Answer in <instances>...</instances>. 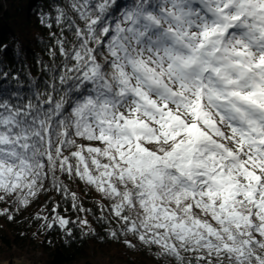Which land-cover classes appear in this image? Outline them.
Returning <instances> with one entry per match:
<instances>
[{
  "label": "snow or ice",
  "instance_id": "obj_1",
  "mask_svg": "<svg viewBox=\"0 0 264 264\" xmlns=\"http://www.w3.org/2000/svg\"><path fill=\"white\" fill-rule=\"evenodd\" d=\"M38 23L42 77L0 88V217L48 192L89 213L78 181L125 249L264 264V0H47ZM52 204L42 229L98 238Z\"/></svg>",
  "mask_w": 264,
  "mask_h": 264
},
{
  "label": "trees",
  "instance_id": "obj_2",
  "mask_svg": "<svg viewBox=\"0 0 264 264\" xmlns=\"http://www.w3.org/2000/svg\"><path fill=\"white\" fill-rule=\"evenodd\" d=\"M46 2L47 0H0V72H9L6 79L0 76V88L15 90L20 87L22 91H27L31 80L42 77L40 61L49 62L44 50L48 30L38 23V15ZM13 77L19 78V84ZM43 79L47 80V77L44 76ZM65 183L77 193L84 207L92 211L75 213L58 194L48 192L41 194L27 209L16 213L14 221L0 217V264H15L22 259L32 264H165L152 251L125 249L106 239L109 225L97 219L101 215L96 207L98 195L78 181L66 180ZM52 202H60V214L71 220H76L78 215L87 218L98 238L84 236L85 230L78 223L69 225L71 236L59 228L42 229L41 221L34 217L38 212L47 214L44 210H50ZM64 208H69V211L65 212Z\"/></svg>",
  "mask_w": 264,
  "mask_h": 264
},
{
  "label": "rangeland",
  "instance_id": "obj_3",
  "mask_svg": "<svg viewBox=\"0 0 264 264\" xmlns=\"http://www.w3.org/2000/svg\"><path fill=\"white\" fill-rule=\"evenodd\" d=\"M2 264H7V263H2ZM15 264H32L29 261L22 259V260H17Z\"/></svg>",
  "mask_w": 264,
  "mask_h": 264
}]
</instances>
